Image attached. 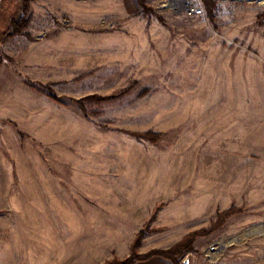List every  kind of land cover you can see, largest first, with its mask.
Listing matches in <instances>:
<instances>
[{"label": "rangeland", "instance_id": "obj_1", "mask_svg": "<svg viewBox=\"0 0 264 264\" xmlns=\"http://www.w3.org/2000/svg\"><path fill=\"white\" fill-rule=\"evenodd\" d=\"M19 1L0 0V264L180 243L178 264H264V0H27L12 34Z\"/></svg>", "mask_w": 264, "mask_h": 264}, {"label": "trees", "instance_id": "obj_2", "mask_svg": "<svg viewBox=\"0 0 264 264\" xmlns=\"http://www.w3.org/2000/svg\"><path fill=\"white\" fill-rule=\"evenodd\" d=\"M20 2V4H21V19H20V21H18V22H11L12 23V29H13V32H12V34L13 33H19L20 32V30L25 26V24H26V16H25V14H26V12L28 11V1L27 0H21V1H19ZM1 60V59H0ZM52 99H54V100H57V98L55 97V96H50ZM96 98H98V100L99 99H101L100 97H98V96H91V97H88V98H84V99H81L80 101H79V103L81 104V108H87V103L86 102H88V101H91L92 99H96ZM104 100V99H103ZM100 101V100H99ZM89 103H92V102H89ZM89 103H88V105H89ZM231 212V211H230ZM230 212L229 211H225L224 213H222L221 214V217L222 216H225L226 215V217H227V215H229L230 214ZM220 215H218V217H219ZM196 235V233H192L191 235H189L188 237H187V239H186V241H189L190 240V242H191V240H192V238L194 237ZM186 248V247H185ZM184 248V246H183V243L181 244H178V245H176L175 247H173V248H170V249H167V250H156V251H152V252H150V253H148V254H146V255H143V256H132V257H129V258H127L126 260H123V261H110V262H107V263H105V264H132V263H134L135 261H145V260H147V259H149L151 256H153V255H158L159 257H161V258H163V259H166V260H169L172 264H178V262L176 261V257L178 256V255H181V253H183V251L184 250H186Z\"/></svg>", "mask_w": 264, "mask_h": 264}, {"label": "crops", "instance_id": "obj_3", "mask_svg": "<svg viewBox=\"0 0 264 264\" xmlns=\"http://www.w3.org/2000/svg\"><path fill=\"white\" fill-rule=\"evenodd\" d=\"M2 157L3 156L0 155V178L7 177L8 176V172L10 170L8 161L5 158H2ZM2 191H3V189L1 188V184H0V193H2ZM146 262H148V264L149 263L150 264L151 263L152 264H172L170 261H168L166 259H163V258H160V257L158 259H155V260L151 259V260L140 262V263H136V264H145Z\"/></svg>", "mask_w": 264, "mask_h": 264}, {"label": "built area", "instance_id": "obj_4", "mask_svg": "<svg viewBox=\"0 0 264 264\" xmlns=\"http://www.w3.org/2000/svg\"><path fill=\"white\" fill-rule=\"evenodd\" d=\"M188 12L194 14H200L202 13V9L198 5H188Z\"/></svg>", "mask_w": 264, "mask_h": 264}]
</instances>
